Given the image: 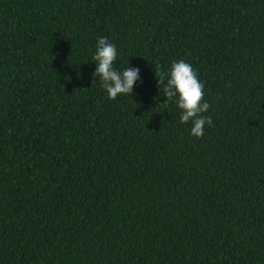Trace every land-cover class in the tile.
Instances as JSON below:
<instances>
[{
    "label": "trees",
    "instance_id": "16d2710c",
    "mask_svg": "<svg viewBox=\"0 0 264 264\" xmlns=\"http://www.w3.org/2000/svg\"><path fill=\"white\" fill-rule=\"evenodd\" d=\"M181 59L202 138L157 87ZM0 264H264V0H0Z\"/></svg>",
    "mask_w": 264,
    "mask_h": 264
},
{
    "label": "clouds",
    "instance_id": "9594fccd",
    "mask_svg": "<svg viewBox=\"0 0 264 264\" xmlns=\"http://www.w3.org/2000/svg\"><path fill=\"white\" fill-rule=\"evenodd\" d=\"M117 46L108 37H98L95 54L92 56L96 68L93 73V81L98 77L102 88L106 91L108 98L117 99L119 96H133V90L140 77L139 67L117 68ZM158 78L157 87L163 91L166 102L176 99L178 108L181 110L180 123L191 122V135L202 138L205 125L211 126L213 120L206 113L210 104L204 100L205 85L200 82L197 72L191 64L184 60L174 61L169 73L154 69ZM165 81H167L165 83Z\"/></svg>",
    "mask_w": 264,
    "mask_h": 264
}]
</instances>
